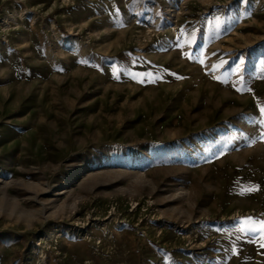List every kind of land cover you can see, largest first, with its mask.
Here are the masks:
<instances>
[{
    "label": "rangeland",
    "instance_id": "obj_1",
    "mask_svg": "<svg viewBox=\"0 0 264 264\" xmlns=\"http://www.w3.org/2000/svg\"><path fill=\"white\" fill-rule=\"evenodd\" d=\"M262 109L264 0H0V264H264Z\"/></svg>",
    "mask_w": 264,
    "mask_h": 264
},
{
    "label": "snow or ice",
    "instance_id": "obj_2",
    "mask_svg": "<svg viewBox=\"0 0 264 264\" xmlns=\"http://www.w3.org/2000/svg\"><path fill=\"white\" fill-rule=\"evenodd\" d=\"M148 75V74H145ZM143 82V81H141ZM262 112H264V109L261 110ZM249 222H251V218H249ZM256 224H258L257 228H252L249 229L250 232H259L260 233V237L261 239H264V220H260V221H255ZM261 247H264V242L261 243Z\"/></svg>",
    "mask_w": 264,
    "mask_h": 264
}]
</instances>
